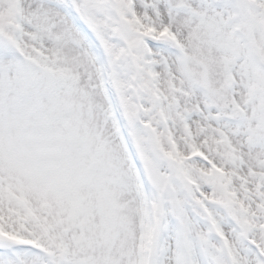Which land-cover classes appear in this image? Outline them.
<instances>
[{"label": "snow or ice", "instance_id": "1", "mask_svg": "<svg viewBox=\"0 0 264 264\" xmlns=\"http://www.w3.org/2000/svg\"><path fill=\"white\" fill-rule=\"evenodd\" d=\"M0 264H264V0H0Z\"/></svg>", "mask_w": 264, "mask_h": 264}]
</instances>
